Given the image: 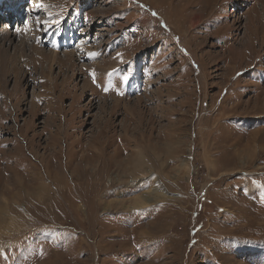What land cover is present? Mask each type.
<instances>
[{"label":"rangeland","instance_id":"rangeland-1","mask_svg":"<svg viewBox=\"0 0 264 264\" xmlns=\"http://www.w3.org/2000/svg\"><path fill=\"white\" fill-rule=\"evenodd\" d=\"M263 98L264 0H0V264H264Z\"/></svg>","mask_w":264,"mask_h":264},{"label":"bare ground","instance_id":"bare-ground-1","mask_svg":"<svg viewBox=\"0 0 264 264\" xmlns=\"http://www.w3.org/2000/svg\"><path fill=\"white\" fill-rule=\"evenodd\" d=\"M187 16V15H186ZM186 19V18H185ZM62 55V54H61ZM60 59V58H59ZM61 60V59H60ZM262 103H263V105H264V98L260 101V103L257 105V108L259 109V110H261V109H264V107L262 106ZM29 113V112H28ZM103 139V138H102ZM101 141V140H100ZM143 144V143H142ZM47 146V145H46ZM53 150V149H52ZM30 151V150H29ZM39 153V152H38ZM50 154H51V152H50ZM38 155V154H37ZM84 157V156H83ZM58 158V157H57ZM44 160V159H43ZM51 161V160H50ZM43 162V161H42ZM56 162V161H55ZM50 165V164H49ZM58 165H56V167H57ZM76 167V166H75ZM90 167V166H89ZM77 168V167H76ZM79 170V169H78ZM35 171V170H34ZM38 172H40L39 170H38ZM59 173V172H58ZM40 175H42L41 173H39ZM44 175V174H43ZM47 175H48V173H47ZM34 176H36V175H34ZM45 176V175H44ZM41 177V176H40ZM48 177V176H47ZM15 179H13L14 180V182L16 183V185H17V187L18 188H21V187H23V185L25 184V181L23 180V178H21V176L19 177V175H15V177H14ZM36 178V177H35ZM48 179V178H47ZM60 179V178H59ZM61 180V179H60ZM40 181V180H39ZM58 182V181H57ZM59 183V182H58ZM5 187V186H4ZM37 187H38V185H37ZM3 190V189H2ZM21 190H22V188H21ZM12 191V190H11ZM20 191V190H19ZM61 193V192H60ZM13 208V207H12ZM2 216V215H1ZM1 244H2V242H1Z\"/></svg>","mask_w":264,"mask_h":264},{"label":"snow or ice","instance_id":"snow-or-ice-1","mask_svg":"<svg viewBox=\"0 0 264 264\" xmlns=\"http://www.w3.org/2000/svg\"><path fill=\"white\" fill-rule=\"evenodd\" d=\"M154 15H155V13H154ZM125 79H127V77H125Z\"/></svg>","mask_w":264,"mask_h":264}]
</instances>
